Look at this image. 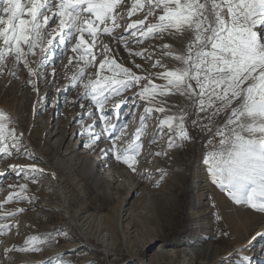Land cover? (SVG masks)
I'll return each instance as SVG.
<instances>
[{
	"label": "snow or ice",
	"instance_id": "1",
	"mask_svg": "<svg viewBox=\"0 0 264 264\" xmlns=\"http://www.w3.org/2000/svg\"><path fill=\"white\" fill-rule=\"evenodd\" d=\"M125 14L130 22L123 26L120 21ZM134 15L142 18L132 20ZM121 27L128 36L117 35ZM261 27H264V0H131L130 6L128 0H0V75L11 60L13 68L8 74L19 79L15 69L23 65L28 74L24 84L30 85L37 95L33 103L35 115L36 104L40 101L47 104L50 94L40 96L39 82L45 80V87L54 84L55 62L67 55L63 67L68 84L64 89H56L57 93L78 88V97L71 101L65 97L66 103L79 104L84 109L87 107L84 101H89L99 113L100 131H96L93 111L85 113L93 119L92 123H82L81 134L88 137L86 148H93L101 138L109 140L111 146L101 148V154L111 153L116 161L136 173L141 137L146 121L154 113L160 114L157 116L160 135L154 134L151 142L167 136V149L154 153L156 156L168 155L186 142H194L190 125L208 137L202 163L211 184L233 204L264 215V33L259 31ZM104 36L111 43H105ZM130 38L137 44L147 40L161 43L151 52L147 48L134 51ZM168 38L175 43L165 42ZM113 44L123 46L129 57L151 62V68L160 71L137 74L118 62ZM153 56L157 58L153 60ZM168 60L173 62L171 66ZM132 63L142 73L146 71L134 59ZM49 67L52 81H47ZM91 67H95L94 78L88 72ZM134 87L138 91L133 92V105L143 101L145 106L135 134L121 148L118 142L126 135L128 125L118 126L105 106L111 102L112 109L119 112L128 103L122 94ZM173 96L182 97L187 103H170L168 98ZM113 97L122 98L113 101ZM14 124L13 118L0 110V159L15 154L16 158L26 157L32 163L9 164L0 171V177L7 176L10 170L18 176L23 174L25 181L37 183V178L48 174V170L40 167L41 160L23 144V133ZM157 171L160 178L153 187H159L167 175L165 170ZM51 175L56 179L54 171ZM145 178L150 179L151 174ZM8 187L12 191L0 200V220L27 211L19 207L7 211L5 205L36 199L25 194L27 183ZM212 207H217L215 201ZM215 219H222L219 212L215 213ZM17 226L0 223V236ZM219 235L230 233L221 231ZM257 236L264 237V231L257 232L252 240ZM59 238L71 239L63 229L30 235L23 246L6 247L4 256L9 258L13 251L38 253L45 245L57 244ZM251 246L249 241L242 248L246 251ZM64 255L58 253L42 264H68ZM239 264H251V258L240 255Z\"/></svg>",
	"mask_w": 264,
	"mask_h": 264
},
{
	"label": "rangeland",
	"instance_id": "2",
	"mask_svg": "<svg viewBox=\"0 0 264 264\" xmlns=\"http://www.w3.org/2000/svg\"><path fill=\"white\" fill-rule=\"evenodd\" d=\"M130 3L131 0H128L129 6ZM140 18L142 16L134 15L131 19ZM128 22L125 14L120 23L126 26ZM259 31L264 33V27ZM121 33L129 35L124 32V27L117 29V35ZM102 39L111 43L107 36ZM165 42L175 43L170 38ZM159 43L161 41L147 40L137 44L133 39L129 40L134 51L147 48L151 52ZM112 47L118 53V62L137 74L160 71L151 68V62L140 57H129L123 46L113 44ZM156 58L153 56V60ZM133 59L146 71L142 73L141 69L135 68ZM66 63L67 55L62 60H56L54 84L45 87V80L39 82L40 96L46 92L50 94L47 104L44 101L36 104L35 115L33 103L37 101V95L30 85L24 84L28 74L23 65L15 69L19 79L8 74L13 68L11 60L4 74L0 75V107L14 114L10 116L15 121L13 126L23 133V144L41 160L40 167L56 173L58 183L52 184L47 179L48 174L39 176L37 183H32L31 180L25 181L23 174L18 176L10 170L7 176L0 177V200L12 191L8 187L10 184L20 183H27L25 194L36 198L32 202L13 201L5 205L7 211H15L18 207L27 211L14 218L0 220V223L18 225L0 236V264H42L61 252L68 264H138L135 261L137 258L151 264H239L240 255L250 257L251 264H264V237L257 236L246 251H237L252 228L264 220V215L233 204L211 184L202 163L207 135L189 125L194 142H186L184 147L174 149L168 155L156 156L154 153L167 149V136L157 139L156 143L151 142L154 134L160 135L157 132V116L160 114L154 113L146 121L141 137L137 172H131L111 153L101 154V148L111 146L109 140L101 138L91 149L84 146L88 137L81 134L82 123L93 122L85 113L93 111L96 131H100L99 113L89 101H84L87 105L84 109L79 104L66 103L65 97L69 101L78 97V88L57 93L56 89H64L68 84L63 67ZM167 63L171 66L173 62L168 60ZM47 71V81H52V68ZM72 71L70 67L68 74L71 75ZM88 72L94 78L95 67L89 68ZM134 91L138 89L134 87L122 94L127 97L128 103L123 104L119 112L112 109L111 102L105 106L107 114L118 126L128 125L126 135L118 142L121 148L131 141L145 106L143 101L133 105ZM121 98L113 97V101ZM168 99L173 104L187 103L179 96ZM30 163V159L16 158L14 154L13 157L0 159V171L7 169L9 164ZM157 169L165 170L167 175L159 187H153L155 180L160 178ZM149 173L151 178H145ZM58 190L65 193L66 204ZM213 201L216 208L212 207ZM216 212L222 217L220 221L215 219ZM54 229H63L71 239L59 238L57 244L45 245L38 253L13 251L9 253V258H5L6 247L23 246L28 236L46 234ZM221 231L230 235L221 236ZM103 235H110L112 241L103 243ZM191 248L195 251L191 252ZM71 249H75V253Z\"/></svg>",
	"mask_w": 264,
	"mask_h": 264
},
{
	"label": "bare ground",
	"instance_id": "3",
	"mask_svg": "<svg viewBox=\"0 0 264 264\" xmlns=\"http://www.w3.org/2000/svg\"><path fill=\"white\" fill-rule=\"evenodd\" d=\"M0 110H3V111H5L6 113H8L9 115H13L14 116V114L13 113H11V112H9L8 110H6L5 108H2V107H0ZM85 149V148H84ZM87 150V149H86ZM51 172H52V170H51ZM51 172H49L48 171V176H47V179L50 181V182H52V184H58L57 183V181H56V179H57V177H56V179H53V177H52V175H51ZM90 172H91V170H90ZM92 173V172H91ZM88 174V173H87ZM90 174V173H89ZM44 185V184H43ZM54 185V186H55ZM59 189V188H58ZM57 192H59V195L61 196V198L62 199H64L63 200V203L64 204H66V195H65V193L64 192H62L61 190H58ZM112 226V225H111ZM260 231H264V220L259 224V225H255L253 228H252V230H251V234L246 238V240L244 241V242H242L241 243V245L239 246V250L241 251L243 248H242V246H244V245H246V244H248L249 243V241H251V244H252V237L253 236H256V233L257 232H260ZM112 234V233H111ZM246 236V235H245ZM112 237L109 235H103L102 236V241H103V243H105V244H109L111 241H112V239H111ZM241 238V237H240ZM199 251H200V248L198 249ZM190 251L191 252H193V251H195V249L194 248H191L190 249ZM36 258V257H35ZM135 261L138 263V264H151L150 263V261H145L143 258H141V259H139V258H137V259H135Z\"/></svg>",
	"mask_w": 264,
	"mask_h": 264
}]
</instances>
